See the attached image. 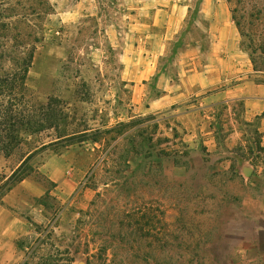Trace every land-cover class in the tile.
I'll list each match as a JSON object with an SVG mask.
<instances>
[{"label": "rangeland", "instance_id": "rangeland-1", "mask_svg": "<svg viewBox=\"0 0 264 264\" xmlns=\"http://www.w3.org/2000/svg\"><path fill=\"white\" fill-rule=\"evenodd\" d=\"M172 14L176 33L165 38ZM222 14L235 15L246 37L264 30V0H0L3 47L14 56L33 50L30 101L55 99L57 111L69 117L60 129L109 131L97 142L38 151L29 162L30 177L12 189L19 192L15 214L33 223L25 244L36 250L32 263L235 264L230 254L239 243L200 240V224L213 219V194L206 187L200 198L203 179L184 172L175 107L160 111L151 103L168 79L179 82L204 68L211 50L237 45L232 77L246 75L247 39L233 20V45H214L209 28ZM256 18L261 20L254 24ZM150 60L155 74L146 78ZM212 115L218 127L237 122L248 132L249 140L244 134L222 151L264 157V119L245 128L238 106ZM119 124L121 136L113 142L111 130ZM55 134L47 130L11 157L0 155V185ZM193 165L199 169V160Z\"/></svg>", "mask_w": 264, "mask_h": 264}, {"label": "crops", "instance_id": "crops-1", "mask_svg": "<svg viewBox=\"0 0 264 264\" xmlns=\"http://www.w3.org/2000/svg\"><path fill=\"white\" fill-rule=\"evenodd\" d=\"M214 16H218L217 11ZM222 16L215 17L216 25L209 28L214 45H233L236 34L231 27L232 19ZM176 20L174 14L167 17L165 38L172 31L176 33ZM239 52L237 45L227 51L211 50L204 68L183 74L179 82L168 79L167 87L151 103L160 111L175 107L173 118L178 121L175 129L180 134L177 139L186 152L184 172L188 177L203 179L199 184L200 198L206 187L213 194L210 209L214 213L209 216L214 220L206 221L204 226L200 224V240L241 243L231 251L232 263L259 264L264 258V157H234L222 151L220 147L232 145L244 134L249 140L248 132L237 122L218 127L212 115L220 108L229 111L238 106L243 121L239 123L245 124V128L264 119V84L256 80L250 60L246 75L232 77V70L237 67L233 64L234 54ZM152 62L146 64V78L155 74ZM158 80L164 83L163 76ZM259 130L264 133V122ZM194 159L199 160V169L194 168ZM18 193L14 189L0 201V264H39L32 263L36 250L25 245L32 239L33 223L13 210Z\"/></svg>", "mask_w": 264, "mask_h": 264}, {"label": "trees", "instance_id": "trees-1", "mask_svg": "<svg viewBox=\"0 0 264 264\" xmlns=\"http://www.w3.org/2000/svg\"><path fill=\"white\" fill-rule=\"evenodd\" d=\"M251 18L255 19L254 16ZM235 19L234 15L232 17L234 23ZM256 19L254 24L261 20L260 18ZM235 26L241 36L247 39L244 50L247 52L253 72L257 76L256 80L264 84V30L260 31L256 39L251 35L245 36L240 22L235 23ZM1 28H6V24H2ZM20 54L17 52L14 56L12 51L3 47L0 38V155L4 158L11 157L29 138L47 130H52L56 134L55 138L47 145L28 152L19 165L11 171L10 176L0 185V201L14 187L30 177L32 169L29 167V162L38 151L48 148L58 151L89 140L97 142L99 134L109 132L88 129L73 131L67 127L60 129L61 122L66 123L69 117L63 110L57 111L55 99L49 100L46 105H35L30 101L27 75L33 60V50L26 56ZM123 126L119 124L111 130H116L113 142L121 136L118 130Z\"/></svg>", "mask_w": 264, "mask_h": 264}]
</instances>
